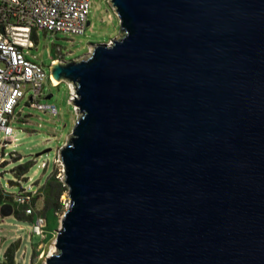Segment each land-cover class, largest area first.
Segmentation results:
<instances>
[{
    "label": "water",
    "instance_id": "obj_1",
    "mask_svg": "<svg viewBox=\"0 0 264 264\" xmlns=\"http://www.w3.org/2000/svg\"><path fill=\"white\" fill-rule=\"evenodd\" d=\"M110 3L118 37L50 65L79 117L46 264H264V0Z\"/></svg>",
    "mask_w": 264,
    "mask_h": 264
},
{
    "label": "rangeland",
    "instance_id": "obj_2",
    "mask_svg": "<svg viewBox=\"0 0 264 264\" xmlns=\"http://www.w3.org/2000/svg\"><path fill=\"white\" fill-rule=\"evenodd\" d=\"M89 21L90 24L83 34L38 31L33 37L34 48L30 51L31 55L42 61L50 74L53 58L59 57L60 62L80 59L90 54L99 43L110 42L120 33V21L110 0H91ZM71 85V82L65 80L57 86L49 81L45 85L39 102L55 103L58 113L53 114L33 106L30 102L32 93H28L19 102L10 119L14 133L5 134L0 130V160L4 158L0 161V180L7 191L19 194L24 188L37 194L38 188L53 174L63 181L60 149L70 138L79 117V108L72 103ZM51 94V98H46ZM27 161L34 163L26 180L23 176L17 177L12 170ZM69 199L66 190L59 199L63 208L58 212L59 224L52 230L51 237L47 236L48 231L43 235L35 234L32 230L33 224L20 221L14 215L6 217L0 210V260L4 258L8 247L19 241L17 264H46V258L55 245L57 230L61 226ZM43 206L44 197L40 195L34 207L42 209Z\"/></svg>",
    "mask_w": 264,
    "mask_h": 264
},
{
    "label": "built area",
    "instance_id": "obj_3",
    "mask_svg": "<svg viewBox=\"0 0 264 264\" xmlns=\"http://www.w3.org/2000/svg\"><path fill=\"white\" fill-rule=\"evenodd\" d=\"M90 6L91 0H0V130L5 134L14 133L10 119L28 93H32L33 106L58 113L55 103L39 102L47 81L53 86L57 84L42 61L31 55L33 37L40 30L83 34L88 26ZM57 61L59 57L52 59V63ZM34 193L24 190L14 196V201L20 206L27 205L26 213H32L29 205ZM45 226V218L39 216L32 230L43 235Z\"/></svg>",
    "mask_w": 264,
    "mask_h": 264
},
{
    "label": "trees",
    "instance_id": "obj_4",
    "mask_svg": "<svg viewBox=\"0 0 264 264\" xmlns=\"http://www.w3.org/2000/svg\"><path fill=\"white\" fill-rule=\"evenodd\" d=\"M33 163V161H27L19 164L12 170V172L17 177L23 176L27 180L28 173ZM24 190L25 189L22 188V192ZM66 190L67 187L64 185V182L61 181L56 174H53L51 178H48L47 181H45L42 186L38 188L39 193L33 195L31 204L29 205L32 207V213H26L25 209L27 205H18L14 201V196L16 194L7 191L4 184L0 180V206L4 203H12L14 205V216L16 219L31 224H34L39 216L44 217L46 220L45 231H48L47 236L51 237L52 230L56 229L59 224L58 212H60L63 208V204L59 201V199ZM40 195H43L44 197V206L42 209H36L34 207V203ZM19 248V241L9 246L4 253V258L0 260V264H17L16 252Z\"/></svg>",
    "mask_w": 264,
    "mask_h": 264
},
{
    "label": "bare ground",
    "instance_id": "obj_5",
    "mask_svg": "<svg viewBox=\"0 0 264 264\" xmlns=\"http://www.w3.org/2000/svg\"><path fill=\"white\" fill-rule=\"evenodd\" d=\"M53 81H54L55 84H57V85L59 84V81H56L54 78H53ZM71 87H72V95H73L72 99H73L76 96L75 89H74L75 86L72 84ZM55 251H56V245L53 246V248L51 249L50 254L55 252Z\"/></svg>",
    "mask_w": 264,
    "mask_h": 264
}]
</instances>
